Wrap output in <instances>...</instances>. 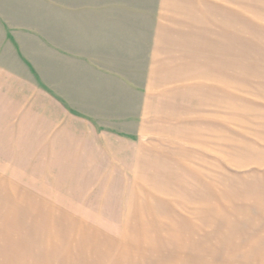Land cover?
<instances>
[{
  "label": "rangeland",
  "instance_id": "obj_1",
  "mask_svg": "<svg viewBox=\"0 0 264 264\" xmlns=\"http://www.w3.org/2000/svg\"><path fill=\"white\" fill-rule=\"evenodd\" d=\"M176 7L102 69L3 7L0 264H264V0Z\"/></svg>",
  "mask_w": 264,
  "mask_h": 264
},
{
  "label": "crops",
  "instance_id": "obj_2",
  "mask_svg": "<svg viewBox=\"0 0 264 264\" xmlns=\"http://www.w3.org/2000/svg\"><path fill=\"white\" fill-rule=\"evenodd\" d=\"M177 1L0 0V13L3 7L30 13L31 21L21 25L26 30L16 32L17 43L23 35L45 38L53 46L47 50L66 52V66L102 69L103 58L150 51L163 44L168 13L182 12Z\"/></svg>",
  "mask_w": 264,
  "mask_h": 264
}]
</instances>
